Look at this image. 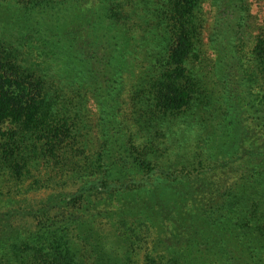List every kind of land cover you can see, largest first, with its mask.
I'll return each mask as SVG.
<instances>
[{"label":"trees","instance_id":"obj_1","mask_svg":"<svg viewBox=\"0 0 264 264\" xmlns=\"http://www.w3.org/2000/svg\"><path fill=\"white\" fill-rule=\"evenodd\" d=\"M251 11L0 0V264H264Z\"/></svg>","mask_w":264,"mask_h":264},{"label":"rangeland","instance_id":"obj_2","mask_svg":"<svg viewBox=\"0 0 264 264\" xmlns=\"http://www.w3.org/2000/svg\"><path fill=\"white\" fill-rule=\"evenodd\" d=\"M250 4L252 8V20L249 24L250 27L248 28L247 39H249L251 36L254 37L258 33L260 28L264 26V0H250ZM205 12L207 14V29L205 31V41L206 43H208L211 27L214 21V11L210 3L205 6ZM237 81L238 80H236V82Z\"/></svg>","mask_w":264,"mask_h":264}]
</instances>
